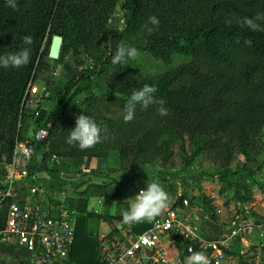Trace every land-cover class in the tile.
I'll return each instance as SVG.
<instances>
[{"label":"trees","instance_id":"1","mask_svg":"<svg viewBox=\"0 0 264 264\" xmlns=\"http://www.w3.org/2000/svg\"><path fill=\"white\" fill-rule=\"evenodd\" d=\"M118 2L19 0V10L14 11L7 7V0H0V55L18 51L21 38L33 36L28 65L0 68V158L9 160L16 142L23 140L26 120L32 113L30 107L26 108V91L45 61H50L53 36L63 38L58 60L71 51L73 56L86 57L93 66L101 67L111 61L123 41L137 53L161 62L163 69L149 74L134 59L110 72L105 80L109 92L84 99L78 113L92 117L107 130L101 143L83 151L65 142L78 117L69 119L66 108L91 88L79 86L87 77L79 73L48 109L47 119L54 121L47 139L35 144L36 155L45 150L43 161L51 155L108 159L116 154L120 170L152 159L164 168L177 150L185 177H191L201 173L186 171L187 167L206 152L215 153L223 168L236 153L258 156L264 149V32L241 28L238 21L264 12V0H123L120 9L124 26L114 33L116 45L111 51L105 30ZM152 15L158 17L160 25L149 34L144 26ZM144 84L156 87L155 97L165 102L168 115L160 117L159 105L154 104L146 110L138 107L134 120L125 123L124 102ZM198 137L207 139L203 146L197 143ZM226 176L219 173L220 181L230 186ZM261 193L264 195V188ZM184 200L190 206L200 205V215L207 214L209 221L205 222L214 225L217 217L208 197L199 192L188 199L183 192L175 196L172 207H182ZM5 213L6 204L2 202L0 228ZM96 217L108 223L116 220L135 235L151 225L150 221L128 227L122 225V216ZM89 218V214L78 213L68 264H105L99 242L89 233ZM172 237V245L183 258L186 243ZM236 240L224 251L227 257L242 258ZM2 249L25 263L22 252Z\"/></svg>","mask_w":264,"mask_h":264},{"label":"rangeland","instance_id":"2","mask_svg":"<svg viewBox=\"0 0 264 264\" xmlns=\"http://www.w3.org/2000/svg\"><path fill=\"white\" fill-rule=\"evenodd\" d=\"M122 1L119 0L105 30V34L110 38L109 48L111 51L116 45L114 33L121 31L124 26L123 13L120 9ZM135 61L149 74L163 69L161 62L140 53L137 54ZM55 62L46 60L44 68L38 73L35 81L30 83L31 88H37L39 97L29 106L32 113L30 119L26 120L27 126L22 141H27L35 136L36 132L49 122L53 123L54 120L47 119L48 109L54 105L56 97L63 91L65 85L74 80L79 73H85L87 76L79 86L89 85L91 88L77 96L66 108V115L69 119H75L78 116L84 99L94 93L109 92L105 80L110 72L117 67L113 66L111 61L101 67L93 66L86 57L73 56L71 51L57 63ZM36 113H38L37 116ZM206 141L207 139L204 137L197 139L200 146H203ZM44 151V149L39 150L35 156L33 170L44 168L51 174H57L56 166L50 165L48 158L42 160ZM173 153L174 156L170 159L168 166L164 168H161L157 159H152L145 163L128 164L129 166L125 170H120L116 154H111L103 163L104 170L99 171L97 165H92L93 168H84V170L81 169L82 166H77L78 168L69 177L70 181L74 179L71 183L66 181V177L65 180L60 177L57 180L54 193L58 194L64 188H69L65 191L66 203L76 205L80 215L82 213L90 215L89 233L97 240L107 231L106 225L110 226L108 222H101L97 219V211L115 213L118 202L111 199L115 197L116 193L122 201H125L144 189L147 181H157L169 194V204L171 205L175 201V196L181 195L183 192L186 193L188 199L196 197L199 192L206 197L215 195V202L220 213L216 216L217 220L214 225L201 220V215L195 213L196 208L184 211L198 215L197 225L200 227L202 238L211 241L221 240L237 217L246 216L255 228L250 235L246 234L235 239L241 245L242 258L241 256L240 258L226 256L225 264H264V195L261 193V188H264V149L256 157L250 154L236 153L229 165L224 168L215 153L206 152L187 167L186 171L193 169L196 173H201V175L196 174L191 177H185L177 150H174ZM95 160L86 158V162H96ZM219 173L227 175L230 186H226L224 182L220 181ZM46 174L44 170L42 175L46 176ZM43 182L46 183V180L43 179ZM108 185H110V190L105 194L107 199L104 200L100 197V190ZM180 217L188 218L185 213ZM172 238L170 239L173 241ZM173 250L180 258L178 249L173 248ZM184 256L183 253V258ZM1 262L3 264H23L20 259L13 258L9 251H4L2 248H0ZM183 264H189L188 259Z\"/></svg>","mask_w":264,"mask_h":264},{"label":"built area","instance_id":"3","mask_svg":"<svg viewBox=\"0 0 264 264\" xmlns=\"http://www.w3.org/2000/svg\"><path fill=\"white\" fill-rule=\"evenodd\" d=\"M38 97L37 88L30 86L25 104L29 107ZM50 123L27 141L16 142L9 160L0 158V204H6L4 224L0 228V248L22 252L24 264H68L75 237L76 205L54 196L37 182L33 173L35 144L47 139ZM48 161L58 167L63 159L51 155ZM66 190L64 188L59 194L64 196ZM208 199L217 216L220 211L216 196L210 195ZM191 208H196L197 214L203 213L200 205L190 206L184 200L179 208L169 204L142 234L135 235L125 230L104 238L102 257L105 264H177V261L183 264L193 252L203 253L208 264H225L224 251L233 245L236 238L250 235L255 228L249 218L240 216L232 223L227 236L218 241L205 240L197 225L198 215L184 212ZM183 213L188 218L182 219ZM201 218L209 221L205 213ZM172 235L186 243L185 259L179 258L173 250Z\"/></svg>","mask_w":264,"mask_h":264},{"label":"clouds","instance_id":"4","mask_svg":"<svg viewBox=\"0 0 264 264\" xmlns=\"http://www.w3.org/2000/svg\"><path fill=\"white\" fill-rule=\"evenodd\" d=\"M7 7L14 11L19 10V0H7ZM238 23L241 28H246L249 31L264 32V12H258L254 16H244ZM159 25L158 17L152 15L148 17V22L144 27L151 34ZM21 39L22 46L18 51L0 55V68L20 69L29 64L33 36L25 35ZM246 43L250 44L251 41H246ZM137 54L135 47L120 41L111 57V64L123 67L128 64L129 60H134ZM156 92V87L149 84H144L141 88L133 90L123 105V121L125 123L133 121L138 107L141 110H146L154 104L159 105L157 112L160 117L167 116L169 109L164 107L163 100L156 99ZM106 131L92 117L80 114L75 119V126L68 130L65 142L81 151L91 149L102 142ZM127 201L130 202V206L122 211L121 223L131 227L133 224L150 222L159 217L169 206V194L157 181H147L146 187ZM187 259L189 264H208L207 258L201 252H193ZM177 264L180 262L177 261Z\"/></svg>","mask_w":264,"mask_h":264},{"label":"crops","instance_id":"5","mask_svg":"<svg viewBox=\"0 0 264 264\" xmlns=\"http://www.w3.org/2000/svg\"><path fill=\"white\" fill-rule=\"evenodd\" d=\"M90 159H94L95 160L96 158H90ZM64 160H65V162H64ZM95 161L96 162H94V161L86 162V158H66V159H63V161H62L63 164L61 165V167L60 166L55 167V170H58V173L57 174L56 173H52L51 174V173H49L47 171V169H44V168L43 169H38V168L37 169H34L33 170L34 171L33 173H35V176L37 178V182L39 184H41L42 186L44 185L43 187H45L48 191H50L54 196H56V197H58L60 199H64L65 200V195L64 196H61L59 193L58 194L57 193H54L55 192L54 191L55 190V186L57 184V180H59L60 177L62 179H64L66 177V181L71 183L72 180H74V179H72L70 181L69 177L78 168L77 166H80V167L82 166L81 169L84 170V168H86V169L89 168V167L90 168H93V166L97 165L99 171L104 170L103 169V163H104L105 159H96ZM44 170L47 173L46 176L42 175V174H44ZM41 172H42V174H41ZM43 179L46 180V183L43 182ZM109 187H110V185H108L107 187H103V189L100 190V197H102L104 200L106 198L105 194H107V192H109V190H110ZM67 189H69V188H67ZM65 194H66V192H65ZM111 200H113L114 202H118V205H117V208H116L115 213H112V214L107 213V212L100 213L99 211L96 210L98 212V215H108V216H112V217L122 216V211L123 210H126L130 206V202L127 201V200L122 201L121 198L118 196L117 193H116L115 197H113ZM106 202H108V201H106ZM74 204H77V203L74 202ZM101 222H105V221L101 220ZM109 224H110V226L106 225L108 227L107 231L104 232V231L99 230L101 232H104L103 235H101L102 238L100 237L101 239L99 238L97 240L99 242L101 256H102V243L104 241V238L109 237V236H112L114 234H117L118 235L121 231L130 230V229H127V228H123L119 224V222L116 221V220L115 221H112Z\"/></svg>","mask_w":264,"mask_h":264},{"label":"water","instance_id":"6","mask_svg":"<svg viewBox=\"0 0 264 264\" xmlns=\"http://www.w3.org/2000/svg\"><path fill=\"white\" fill-rule=\"evenodd\" d=\"M63 45V38L61 36H53L48 52V58L51 61H57L60 57L61 49Z\"/></svg>","mask_w":264,"mask_h":264}]
</instances>
